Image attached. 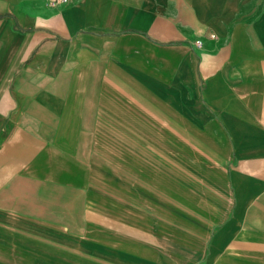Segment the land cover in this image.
<instances>
[{
	"label": "crops",
	"instance_id": "0c3cea01",
	"mask_svg": "<svg viewBox=\"0 0 264 264\" xmlns=\"http://www.w3.org/2000/svg\"><path fill=\"white\" fill-rule=\"evenodd\" d=\"M251 1L0 0V242L78 241L88 264H264V0ZM77 171L88 237L48 216Z\"/></svg>",
	"mask_w": 264,
	"mask_h": 264
},
{
	"label": "rangeland",
	"instance_id": "374dc122",
	"mask_svg": "<svg viewBox=\"0 0 264 264\" xmlns=\"http://www.w3.org/2000/svg\"><path fill=\"white\" fill-rule=\"evenodd\" d=\"M252 4L259 3L258 0H252ZM132 139V138H131ZM130 145H134V140H125ZM122 142V141H121ZM108 143L101 138L97 139V147H100ZM92 158L101 160V155L96 152L93 153ZM128 167V166H127ZM113 171L116 172L117 168L113 165ZM119 168H123L120 166ZM128 173L132 174L131 168ZM123 174L122 169L118 170ZM129 175V174H127ZM100 170L90 171L88 170V184H91L92 189L100 191L104 180L100 178ZM77 188L75 194H62L59 200H54L52 205L55 206L54 213L48 212L50 220L59 223L62 227H68L74 229L79 235H86L88 237V215H91L90 200L91 196L86 197L84 192L85 174L82 171H77ZM113 187H116L113 184ZM130 188H127V191ZM125 197L131 196V194H124ZM4 188L0 187V199H5ZM0 224H5V219L0 218ZM10 229H14L11 227ZM44 240H46L44 238ZM69 243V242H68ZM67 242H54L52 249H45V251H34L29 249H18L21 245L12 244L9 245L6 242H0V264H88V250L77 241L73 246ZM12 247V249H10ZM27 247V246H26Z\"/></svg>",
	"mask_w": 264,
	"mask_h": 264
},
{
	"label": "built area",
	"instance_id": "2783aa9c",
	"mask_svg": "<svg viewBox=\"0 0 264 264\" xmlns=\"http://www.w3.org/2000/svg\"><path fill=\"white\" fill-rule=\"evenodd\" d=\"M70 1L71 0H49V3L54 6V5H58V4H62V3H68ZM215 36L216 35L214 33L211 34V37H215ZM196 44L198 46H200L201 45V40H197Z\"/></svg>",
	"mask_w": 264,
	"mask_h": 264
}]
</instances>
